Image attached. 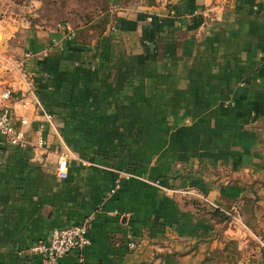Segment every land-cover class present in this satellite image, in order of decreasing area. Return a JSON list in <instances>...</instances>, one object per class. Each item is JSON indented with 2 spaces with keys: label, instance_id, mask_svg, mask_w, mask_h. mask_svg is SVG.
I'll return each mask as SVG.
<instances>
[{
  "label": "crops",
  "instance_id": "obj_1",
  "mask_svg": "<svg viewBox=\"0 0 264 264\" xmlns=\"http://www.w3.org/2000/svg\"><path fill=\"white\" fill-rule=\"evenodd\" d=\"M118 8L79 42L28 39L52 124L14 91L26 143L0 137V264H42L26 248L83 219L89 243L58 264H264V0Z\"/></svg>",
  "mask_w": 264,
  "mask_h": 264
},
{
  "label": "rangeland",
  "instance_id": "obj_2",
  "mask_svg": "<svg viewBox=\"0 0 264 264\" xmlns=\"http://www.w3.org/2000/svg\"><path fill=\"white\" fill-rule=\"evenodd\" d=\"M161 0H0V50L24 57L28 39L50 41L62 29L80 30L110 19V10L147 7ZM116 11V10H115Z\"/></svg>",
  "mask_w": 264,
  "mask_h": 264
},
{
  "label": "built area",
  "instance_id": "obj_3",
  "mask_svg": "<svg viewBox=\"0 0 264 264\" xmlns=\"http://www.w3.org/2000/svg\"><path fill=\"white\" fill-rule=\"evenodd\" d=\"M110 29H113L110 27ZM26 55L24 54V57ZM24 57L15 59L3 50H0V137L8 144L24 146V128L22 120L15 121L14 115L9 108V102L13 100L15 90L21 92L20 98L16 101V106L25 109L30 103L38 110L39 114L48 124L51 123V116L47 113L32 88L30 73L25 69ZM19 86H16V85ZM9 108V109H8ZM43 142L39 136L36 143L41 145ZM68 150L58 153L55 164V175L59 178L66 177V165L68 160ZM131 173H119L114 179V187H118L120 179L132 177ZM226 215L234 219L236 215L228 211H223ZM88 219H83L80 223L62 227L52 228L45 242H36L26 248V253L39 255L42 264H58V261L72 249H82L89 243L87 237ZM259 247L264 251V240L257 239ZM129 248H134L132 242L127 243Z\"/></svg>",
  "mask_w": 264,
  "mask_h": 264
},
{
  "label": "trees",
  "instance_id": "obj_4",
  "mask_svg": "<svg viewBox=\"0 0 264 264\" xmlns=\"http://www.w3.org/2000/svg\"><path fill=\"white\" fill-rule=\"evenodd\" d=\"M152 6V5H150ZM108 19H104L103 21H100L99 23L95 22V26L94 27H87L86 32H88V30H91V33H87V34H101L104 31L105 25L107 24ZM74 33V40L76 42H79V40H81V34L80 30L75 31L73 29L72 31ZM88 36V35H87ZM86 37V36H84ZM190 202H194V204H196V208L200 211L205 210L209 213V215H211L212 217H222V218H227V215H225V213L223 211H220L218 208L215 207H210L208 205H206L204 202H202L201 200L197 199V198H193L190 200Z\"/></svg>",
  "mask_w": 264,
  "mask_h": 264
},
{
  "label": "bare ground",
  "instance_id": "obj_5",
  "mask_svg": "<svg viewBox=\"0 0 264 264\" xmlns=\"http://www.w3.org/2000/svg\"><path fill=\"white\" fill-rule=\"evenodd\" d=\"M1 37V36H0Z\"/></svg>",
  "mask_w": 264,
  "mask_h": 264
}]
</instances>
